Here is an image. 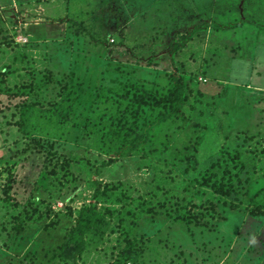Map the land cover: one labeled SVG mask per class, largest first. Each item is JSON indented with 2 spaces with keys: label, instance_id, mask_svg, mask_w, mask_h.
<instances>
[{
  "label": "rangeland",
  "instance_id": "obj_1",
  "mask_svg": "<svg viewBox=\"0 0 264 264\" xmlns=\"http://www.w3.org/2000/svg\"><path fill=\"white\" fill-rule=\"evenodd\" d=\"M263 193L264 0H0V264H264Z\"/></svg>",
  "mask_w": 264,
  "mask_h": 264
},
{
  "label": "trees",
  "instance_id": "obj_2",
  "mask_svg": "<svg viewBox=\"0 0 264 264\" xmlns=\"http://www.w3.org/2000/svg\"><path fill=\"white\" fill-rule=\"evenodd\" d=\"M215 26L217 28L227 30V29L238 27L239 24L238 23H228V24H224V25L215 24ZM187 40H188V38L187 39L184 38V40L180 44H177L176 47L184 46L185 43L187 42ZM182 102H183V99L179 98L178 105L181 106ZM31 110L32 109L30 107L27 114L30 113ZM27 114L26 113L22 114V116H23L22 121L23 122L21 123V125H24L29 120V117L28 118L26 117ZM165 119L166 118L164 116L160 117L154 123V125L158 126ZM217 186H218V192L223 193V194L229 193V191L234 188L233 185H227L224 182L218 183ZM94 197L98 201L102 198H105V199L110 198V196L108 194H106L103 191L101 192L100 188H98L95 191ZM255 204H256V206H254L252 208L251 214L254 216H263L264 215V193L261 196H259V198L255 201ZM204 209H205V206L203 205V211H204ZM143 211H144V209H141L140 213H142ZM138 212H139V210H138ZM130 214H132L134 216V215H137L138 213L136 214V213L132 212ZM103 215L104 214L98 208V205L95 203L86 205L77 212V224H76L75 228L73 229V231L70 233L67 242L62 246V249L64 251V255L66 257H70L71 252L82 253V251L84 250V248L86 246L87 234L90 232V230H92L94 228H99V227H97L96 224L104 222ZM182 219L189 221V223H196L195 218H193L192 216H187V217L182 216ZM125 255H127V257L133 258V256H131L130 252L128 253V251H125Z\"/></svg>",
  "mask_w": 264,
  "mask_h": 264
}]
</instances>
